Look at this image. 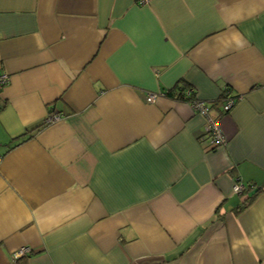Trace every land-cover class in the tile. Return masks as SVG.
<instances>
[{
	"label": "crops",
	"instance_id": "crops-1",
	"mask_svg": "<svg viewBox=\"0 0 264 264\" xmlns=\"http://www.w3.org/2000/svg\"><path fill=\"white\" fill-rule=\"evenodd\" d=\"M0 69V264H264V0H0Z\"/></svg>",
	"mask_w": 264,
	"mask_h": 264
},
{
	"label": "built area",
	"instance_id": "built-area-1",
	"mask_svg": "<svg viewBox=\"0 0 264 264\" xmlns=\"http://www.w3.org/2000/svg\"><path fill=\"white\" fill-rule=\"evenodd\" d=\"M9 81V75L6 71L0 69V89H2ZM187 92L190 89H186ZM158 96L157 93L155 92H147L146 93V100L148 102H153L156 97ZM235 97H232L230 95H228L224 102L221 105V109L223 112H226L229 110V108L232 106L233 102H234ZM190 104L192 105V107L197 110L198 112H200L202 115L205 116L206 119V124H205V135H208V138L210 139V144L212 145H218V144H222L224 142V137L223 134L221 132L220 129V125L218 123V120L216 117H214L211 114V105L210 103H208L207 101L204 100H200V99H196L195 101L190 102ZM60 116L59 114H49L48 115V119L47 121H53L58 119ZM244 189V185L240 184L238 182L234 183L233 185V190L235 192H240ZM29 247L28 246H22L18 249H16L15 251H13L12 253V257L13 258H17L20 257L21 255L29 252Z\"/></svg>",
	"mask_w": 264,
	"mask_h": 264
},
{
	"label": "trees",
	"instance_id": "trees-1",
	"mask_svg": "<svg viewBox=\"0 0 264 264\" xmlns=\"http://www.w3.org/2000/svg\"><path fill=\"white\" fill-rule=\"evenodd\" d=\"M186 89H190L188 92ZM164 95L169 96L173 99H177V100H183V101H187V102H192L195 101L197 98L195 96V92L194 89L190 86L189 83H187L185 80L180 79L178 80L173 87L167 89L164 92ZM229 94H226V92L224 91L222 94H220V96L214 100V104L217 105V103H220V105H222V103L224 102L225 98L228 96ZM213 105V104H212ZM221 112V110L219 111ZM258 190H255V192L247 197L246 202L243 205H240V208H242L243 206H245L247 204V202H249V200L253 197V195L257 192Z\"/></svg>",
	"mask_w": 264,
	"mask_h": 264
}]
</instances>
